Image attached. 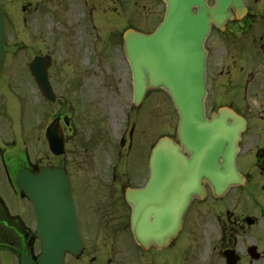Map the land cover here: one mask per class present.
I'll return each instance as SVG.
<instances>
[{
  "label": "flooded vegetation",
  "instance_id": "af4514ba",
  "mask_svg": "<svg viewBox=\"0 0 264 264\" xmlns=\"http://www.w3.org/2000/svg\"><path fill=\"white\" fill-rule=\"evenodd\" d=\"M243 2L245 13L233 16L223 30L212 25L205 42L206 114L226 108L245 122L235 162L238 183L218 197L205 185V196L191 199L171 243L141 249L131 233L125 191L139 189L149 179V155L157 139L153 107L147 105V117L140 116L132 129L119 124L107 145L106 164L86 160L87 175L78 183L71 180L83 247L77 257L69 256L70 264H264V0ZM82 3L89 7L91 0ZM30 5L23 6L25 13ZM2 6L9 29L8 6ZM156 92L161 93L149 91L146 100ZM6 105L0 102V260L19 264L22 255L33 258L38 241L16 176L24 169L35 171L42 155L30 161L21 131L11 133L7 127ZM63 129L66 134L70 128ZM42 141L41 122L37 145Z\"/></svg>",
  "mask_w": 264,
  "mask_h": 264
},
{
  "label": "water",
  "instance_id": "95a60500",
  "mask_svg": "<svg viewBox=\"0 0 264 264\" xmlns=\"http://www.w3.org/2000/svg\"><path fill=\"white\" fill-rule=\"evenodd\" d=\"M164 1V19L152 35L134 31L124 35L137 102L148 88H161L170 95L180 119V145L161 138L150 158L151 180L144 189L126 194L133 208L134 235L145 248L150 242L157 246L167 244L177 234L191 197L203 194V183L210 185L214 195L234 183L236 143L243 127L237 117L224 111L207 120L203 108L204 40L211 22L221 27L231 17L230 7L236 15L242 13L241 0H214L211 7L206 0ZM3 56L0 8V74ZM49 65L48 56L36 57L29 69L44 96L53 100L46 72ZM228 118L232 119L231 124ZM46 139L53 153L63 152L64 139L57 120L48 127ZM19 184L37 218L36 232L41 241L38 263L63 264L66 252L76 254L80 248L67 173L59 168H43L37 175L21 177ZM20 264L33 263L23 258Z\"/></svg>",
  "mask_w": 264,
  "mask_h": 264
},
{
  "label": "rangeland",
  "instance_id": "374dc122",
  "mask_svg": "<svg viewBox=\"0 0 264 264\" xmlns=\"http://www.w3.org/2000/svg\"><path fill=\"white\" fill-rule=\"evenodd\" d=\"M2 1L8 6L9 54L0 87L8 86L9 81L17 87L12 92L9 89L4 91L2 101L8 103L7 110L13 115L23 118L24 124L26 118L28 123L33 119V124L43 120L45 128L52 115H70L73 132L65 154L53 156L44 142L43 164L64 166L78 183L87 175L86 160L97 159L106 164L107 145L115 139L122 110L129 99L130 73L121 52L120 35L128 24L149 31L153 18L163 9L154 0H116L102 6L95 5L102 0H93L92 17L97 27L93 31L86 22L83 7L76 5L75 0H50L45 3L44 12L39 7L31 8L27 14H23L20 5H26L24 2L28 1ZM35 1L39 0H32V6H35ZM132 5L138 9L132 8ZM23 16H26L24 22ZM116 42L119 45L116 46ZM41 54L51 55L54 61L48 70L56 96L53 103L40 96L26 70L27 63ZM152 97L140 105L135 120L140 116L147 117L145 106L152 105L156 134L173 132L175 113L168 98L158 92ZM25 126L28 127L27 123ZM145 130L149 131L148 126ZM34 134L35 131V138ZM31 140L29 142L33 146L35 139ZM35 151L36 147H33L32 157ZM201 236L205 238L206 235ZM9 263L7 257H1L0 264Z\"/></svg>",
  "mask_w": 264,
  "mask_h": 264
}]
</instances>
